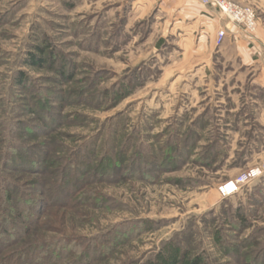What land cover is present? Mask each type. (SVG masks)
I'll return each mask as SVG.
<instances>
[{
  "label": "rangeland",
  "instance_id": "rangeland-1",
  "mask_svg": "<svg viewBox=\"0 0 264 264\" xmlns=\"http://www.w3.org/2000/svg\"><path fill=\"white\" fill-rule=\"evenodd\" d=\"M133 1L0 0V213L8 185L39 205V223L10 240L6 254L31 244L59 252V264H132L176 241L206 264H248L264 249V187L256 180L221 199L218 187L251 168L236 154L225 159L237 145L224 130L209 128L206 137L203 123L186 126L197 107L233 102L218 97L213 80L178 78L176 39L159 43L155 14L136 22ZM233 1L255 15L248 34L264 31V0ZM30 55L42 63L28 66ZM41 103L59 123L35 137ZM36 144L50 151L46 164H38ZM15 146L45 174L13 170ZM134 156L150 160L147 179L127 174ZM119 157V176L93 174L101 160L113 166ZM68 160L90 169L83 190L58 197ZM22 220L10 217L8 232Z\"/></svg>",
  "mask_w": 264,
  "mask_h": 264
},
{
  "label": "crops",
  "instance_id": "crops-1",
  "mask_svg": "<svg viewBox=\"0 0 264 264\" xmlns=\"http://www.w3.org/2000/svg\"><path fill=\"white\" fill-rule=\"evenodd\" d=\"M131 11L136 22L155 14L156 28L161 33L159 43L169 37L176 39L174 46L180 51V59L175 70L179 71V79L213 80L218 97L233 102L229 106L222 102L219 111L197 107L186 126L203 123L206 137L211 133L209 128L224 130L226 141L237 145L227 160L236 154L235 158L248 169L264 160V31L257 27V33L250 35L198 0H134ZM220 30L225 38L217 46ZM258 183L264 187V176Z\"/></svg>",
  "mask_w": 264,
  "mask_h": 264
},
{
  "label": "trees",
  "instance_id": "trees-1",
  "mask_svg": "<svg viewBox=\"0 0 264 264\" xmlns=\"http://www.w3.org/2000/svg\"><path fill=\"white\" fill-rule=\"evenodd\" d=\"M42 63V58L35 57L33 55H30V58L26 61V64L28 66L37 67ZM24 80H20L22 85H25ZM41 108L38 109V113L41 116L39 119L40 126H35L32 129H30L35 135L36 134H42L45 131H52L55 125H57L58 118L55 116L54 118H49L48 115L45 117V114L43 113L45 111V108H43V105L41 103ZM36 112V114H37ZM44 131V132H43ZM191 136L184 137V143L187 144L188 139L191 140ZM18 147V146H17ZM15 146L14 151L16 152L15 157L11 160L13 170H18L21 172H28V169L35 170L36 162L35 161H28L27 157H24L25 150L24 148H17ZM34 151L36 153V158H38V164H46L51 153L50 151H47L44 144H36L35 147H33ZM33 149H28V152H31ZM36 149V150H35ZM142 150V149H141ZM24 153V154H23ZM143 153V151H142ZM34 154V153H33ZM142 156V154H141ZM120 158V157H119ZM137 157L134 156L130 162L129 169H127V174H130L135 177H142V178H148L150 177V170L152 169L149 164L147 157L145 159L143 157ZM110 158H108V161ZM147 160V162H146ZM55 162V161H54ZM124 159L121 157L119 160H117V163L113 166L109 163H104V159L100 161V165L95 167L93 174H97L99 179L101 180H112L115 177L119 176V173L122 172ZM109 164V165H108ZM75 165H82L81 170L76 169ZM89 163L80 162L79 164H75L74 162L68 160L65 163V166L63 168L62 176L59 180V185L63 184L61 187L59 185L57 186L55 193L56 196H61L66 194L67 191L75 190L81 191L83 190L82 185L85 182V174L88 172H85L89 170ZM146 165V166H145ZM30 167V168H29ZM141 167H145V169L142 170ZM156 166H153V169H155ZM161 167V166H159ZM157 167V168H159ZM83 171V172H82ZM38 174H45L43 173V170L38 169L36 173ZM97 172V173H96ZM72 174V175H71ZM128 176V175H127ZM73 177V181H72ZM92 177V176H91ZM5 196L3 198V206L1 208L0 213V254H2V258H0V264H59L61 263V256L59 252L52 251L50 247H46L41 249L42 246H32L31 244H26L24 249H21L19 251H13L9 254H6V250L10 247L13 240H21L23 237L30 234L31 226H36L38 221V213H39V205L34 203V199L32 197H26L24 196L23 199H19L17 193H19V190L15 191L14 185H8L5 187ZM24 204L30 205L31 212L26 211L23 209ZM10 217H15L18 220L23 219L22 222L17 223L14 226L13 233L8 232L6 229L7 220ZM238 220L240 221L241 217H238ZM145 226V225H144ZM144 226H140L139 229L131 231L130 233H127L125 237H133L136 236L137 232L141 231L142 228L144 229ZM15 232V233H14ZM133 234V235H132ZM11 240V243H9ZM14 242V241H13ZM178 243L176 241H170L167 245H165V248L158 251L155 256L146 259L145 261H142L141 263L134 262L132 264H206L202 255H192L191 253L185 250L180 251V246L177 245ZM42 250V253L40 252ZM40 252V255L38 257V262L33 263L32 262V256L35 254L38 255ZM227 252V255L230 256V258L236 262L239 263V258H237V255L231 254ZM237 252V251H236ZM36 256V255H35ZM70 264V263H69ZM248 264H264V249L260 252L254 255L253 259L248 262Z\"/></svg>",
  "mask_w": 264,
  "mask_h": 264
},
{
  "label": "built area",
  "instance_id": "built-area-1",
  "mask_svg": "<svg viewBox=\"0 0 264 264\" xmlns=\"http://www.w3.org/2000/svg\"><path fill=\"white\" fill-rule=\"evenodd\" d=\"M203 6H209L216 9L229 22L241 27L244 31L254 30L255 15L249 8L238 6L233 0H198ZM225 38L223 30L218 31L216 35V45H221ZM264 176V160L259 162L253 168L238 175L232 181H229L218 187V194L221 199H227L237 194L241 188L248 186L252 182L259 180Z\"/></svg>",
  "mask_w": 264,
  "mask_h": 264
}]
</instances>
